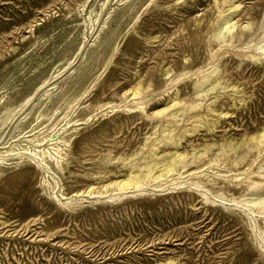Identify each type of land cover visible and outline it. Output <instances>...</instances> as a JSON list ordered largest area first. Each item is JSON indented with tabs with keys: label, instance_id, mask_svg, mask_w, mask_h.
Returning a JSON list of instances; mask_svg holds the SVG:
<instances>
[{
	"label": "rangeland",
	"instance_id": "1",
	"mask_svg": "<svg viewBox=\"0 0 264 264\" xmlns=\"http://www.w3.org/2000/svg\"><path fill=\"white\" fill-rule=\"evenodd\" d=\"M260 209L264 0H0V264H264Z\"/></svg>",
	"mask_w": 264,
	"mask_h": 264
},
{
	"label": "bare ground",
	"instance_id": "2",
	"mask_svg": "<svg viewBox=\"0 0 264 264\" xmlns=\"http://www.w3.org/2000/svg\"><path fill=\"white\" fill-rule=\"evenodd\" d=\"M220 49H221V47H220ZM223 51V50H222ZM234 51V50H233ZM230 53H233V52H230ZM220 55H223V54H220ZM218 57L219 56H217V57H215L213 60H212V62H214L215 60H217L218 59ZM211 63V62H210ZM199 71V70H198ZM196 76H197V78H201L202 76H203V74H202V72H198L197 74H196ZM142 106V105H141ZM72 108V107H71ZM46 139H48V138H46ZM53 141V140H52ZM62 141L61 140H59V143H61ZM56 143L57 142H55V143H53V145H52V147L53 148H55V149H58V145H56ZM242 205V204H241ZM257 212H259V213H261V214H263L264 215V210H262V209H260V210H258Z\"/></svg>",
	"mask_w": 264,
	"mask_h": 264
}]
</instances>
